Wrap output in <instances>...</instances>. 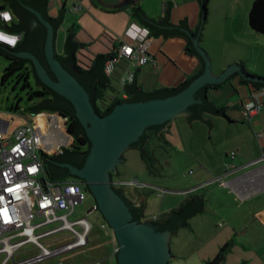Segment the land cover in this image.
Returning a JSON list of instances; mask_svg holds the SVG:
<instances>
[{
  "label": "water",
  "instance_id": "water-1",
  "mask_svg": "<svg viewBox=\"0 0 264 264\" xmlns=\"http://www.w3.org/2000/svg\"><path fill=\"white\" fill-rule=\"evenodd\" d=\"M201 1V19L197 34L191 32L186 21L180 26L169 23L170 5L163 22H155L139 11L137 14L152 32L167 36H183L203 62V72L182 84L178 90H164L156 94H142L134 87L126 88L132 99L115 105L106 115L98 114L94 108V82L107 83L103 72L104 63L111 58L97 62L92 72L79 71L75 67L74 49L70 42L65 44L66 54H56V26L62 21V12L51 18L46 12V0H6L20 26L4 28L8 31L23 30L25 41L15 50L0 46V52L9 58L18 60L12 70L29 62L34 70L36 82L43 84L51 92L53 101H43L28 109L58 110L75 117L76 129L71 132L76 139L83 136L88 143L86 153L76 154L63 150L60 156L50 158L42 151L44 163L51 173V182L68 177L82 179L96 201L99 210L112 228L119 245L117 264H170L174 258L170 247V237L177 227L185 226L184 221L200 211L202 199H193L182 212H175L166 222L151 225L139 220L141 201L131 205L123 196L122 190L114 188L112 174L126 149L137 145L143 147L147 141L146 133L153 131L157 135L166 128V124L178 116H184L190 122H207L202 113L223 116L230 119L224 110H218L203 96V87L226 81L233 74L256 84H264V76L250 74L240 63L228 65L219 75L212 70V60L208 52L200 46V34L204 28V0ZM137 0H125L116 8L136 5ZM4 8L0 5V9ZM250 26L264 34V1L255 0L249 13ZM211 126L208 123V131ZM144 153V152H143ZM93 207L89 209L91 211ZM219 255L215 263L222 261Z\"/></svg>",
  "mask_w": 264,
  "mask_h": 264
},
{
  "label": "crops",
  "instance_id": "crops-1",
  "mask_svg": "<svg viewBox=\"0 0 264 264\" xmlns=\"http://www.w3.org/2000/svg\"><path fill=\"white\" fill-rule=\"evenodd\" d=\"M122 2L123 0H50L49 6L52 15L56 16L58 10L60 11L63 7L66 8L64 20L56 35L57 37L60 32H63L62 44H59L56 38L55 45L57 51H62L66 29L72 24H77L79 25L77 39L84 43V46L78 52L81 64L84 66L90 65L95 56L100 53L115 52L120 46V37L128 25L134 21L131 17L130 10V7L133 5L122 8L115 7V5ZM139 2L140 0H137V4ZM169 2L173 4L171 21L177 24L181 20L186 19L190 28V13L197 14L199 10L197 1L170 0ZM78 3L83 4L82 10L68 11L67 7L70 8L72 5ZM143 7L152 17L159 18L164 14V7L151 11L148 7ZM68 12L70 15H67ZM243 28V31L237 35V47L240 46L239 48H241L245 46L253 50L257 49L258 51L256 52L259 54V48L260 50L264 48V34L248 25ZM241 33L245 34L240 36ZM232 36L234 37L235 34H232ZM151 52L154 55L155 63L139 67L136 70L134 82L139 88L145 91L177 86L197 74L200 69L199 58L186 50V39L183 37L175 36L166 39L162 36L153 37ZM251 60L252 55L248 56L247 54L240 53L239 58L235 57L233 60H230L227 66L238 62L243 65L248 73L264 76V67L257 66L252 68L248 64ZM261 60L259 59V62ZM211 66L215 75H219L225 69L224 66H221L217 61L213 60ZM131 67L130 62L125 59L117 63L111 75V87L107 89L106 93V96L110 100L121 95L119 77ZM259 89L251 82L245 83L242 81L238 74L230 76L226 81L220 83L218 87L210 88L208 95L218 105L227 106L229 108L227 114L235 122L228 123L223 116L211 119L205 115L204 119L206 121L210 120L211 122H208L211 126L209 131L207 122L193 121L190 122L189 126L186 119L182 125H179V128L183 129L185 133L182 132V148L179 145L176 147L178 149H184L190 156L195 155V153L202 154L204 151H208L211 159H213L212 164H208L204 160L201 161L198 156L195 157V161L192 164L197 167V174L194 177L188 178V188L183 190H193L191 193L186 196L173 195V193L179 192L176 186L169 183L165 185V182L163 183L159 179L150 177V175L142 176L139 173L134 178L139 182L136 185L146 187L147 183H152L148 185L157 189L159 193H161L162 189L158 188L157 185L170 187L165 188L166 191L160 194L163 197L162 201L165 206L164 213L178 207L192 194L204 196L206 204L209 191L219 195L223 199L221 202H224L221 204L227 206L225 218L228 222V228L226 229L227 236L216 246L217 251L223 244L227 245L225 257L221 264H228L230 262L233 256V248L231 247L235 244L242 250L239 255L244 257L243 259L236 260V264L264 263V161L258 164H250L252 160L259 158L264 153V105L251 117H247L244 110V105L253 99L254 94ZM172 125L173 121H170L166 124V128L159 132L163 134L169 132ZM215 127L216 129H214ZM198 131L202 132L204 136L201 137ZM190 136L193 138L200 136V139H202L201 145L197 147V145L190 142ZM165 140L170 144L168 138ZM160 141L163 142L164 140ZM212 145L219 152V155L213 151ZM54 147L55 145L52 148ZM233 152H235V155H233ZM213 155L219 157L218 163L224 166L223 172H221L222 170L219 167H216ZM152 174V176H161V173ZM226 176L228 177L226 178ZM218 178L220 180H217ZM224 179L226 182L234 181V183L232 186L224 185L221 181ZM139 180H142L144 183ZM145 182L147 183L145 184ZM201 185L205 186L204 189L206 192L200 194L195 191V188ZM122 189L129 200L135 205L141 201L144 214L146 215L145 209L148 206V199L142 196L138 200H135L126 193L125 188L122 187ZM167 191L169 193H166ZM169 202H173V204H169ZM213 211L218 212L217 209H213ZM204 212H207L206 205ZM164 213L155 212L154 214L146 215L144 220L158 218ZM196 216L191 218L190 224L191 228L198 234L202 229L197 224L198 220L194 221ZM97 225L101 229V232H103L106 241L104 245H101V250L98 252L99 258L95 257L96 259H94L96 264H103L104 262L117 264V254H113L115 237L103 230L99 224ZM92 231L90 233V241L83 249H86L93 242L91 239ZM239 236H247V238L242 240ZM229 241L233 242V246ZM99 245L96 246L98 247ZM252 249H256L259 256L257 258H249L247 256L246 258L245 252H250Z\"/></svg>",
  "mask_w": 264,
  "mask_h": 264
},
{
  "label": "built area",
  "instance_id": "built-area-1",
  "mask_svg": "<svg viewBox=\"0 0 264 264\" xmlns=\"http://www.w3.org/2000/svg\"><path fill=\"white\" fill-rule=\"evenodd\" d=\"M170 0H165L163 7ZM83 4H74L69 11L82 10ZM0 13L10 14L8 19L0 15V44L15 47L23 37L22 33L4 28L17 18L12 9L4 6ZM152 36L150 29L132 21L120 37L117 54L109 59L105 66L107 75H111L123 59L128 60L131 68L119 77L123 96L127 85L135 82V70L155 63L151 52ZM14 43H10L13 41ZM264 105V87L256 92L251 101L244 106L245 115L251 117ZM26 121L17 126L10 135V121L0 118V264H37L46 259L60 256L86 247L94 224L89 214L97 210V205L89 211L83 210L86 189L82 181L63 180L51 182L46 170L42 153L53 155L74 143V137L68 130L67 118L55 112L27 113ZM39 116L45 117L44 127L37 122ZM69 140V142L67 141ZM55 145L54 148H52ZM233 155L235 153L233 152ZM264 161V153L250 162L251 165ZM217 180H220L218 178ZM224 185L234 181L221 180ZM129 183L139 184L137 179ZM127 182H114L113 186L122 187ZM166 190L162 189L163 194ZM193 190L185 191L186 194ZM108 234L115 237L106 220L98 223ZM63 233L68 240L61 245H49L51 240L44 239ZM61 238V236H59ZM31 244L30 250H21ZM119 251L114 240L113 254ZM34 252V253H33ZM23 254H31L22 258Z\"/></svg>",
  "mask_w": 264,
  "mask_h": 264
},
{
  "label": "rangeland",
  "instance_id": "rangeland-1",
  "mask_svg": "<svg viewBox=\"0 0 264 264\" xmlns=\"http://www.w3.org/2000/svg\"><path fill=\"white\" fill-rule=\"evenodd\" d=\"M124 1L125 0H123V2ZM164 1L165 0H140L139 4L143 9V6H145L151 11L158 8L161 9ZM194 1H197L199 10L197 14L190 13V28L192 30L198 28V24L201 19L200 0ZM254 1L255 0L208 1L207 20L204 24L203 30L201 31L202 36L200 46L208 52L211 60L217 61L221 66H224V68L227 67L230 60H233L235 57L239 58L240 53L247 54L248 56L252 55V60L248 63L252 68L257 66L264 67V48H261L262 50L259 48L258 54L256 52L258 51L257 49L253 50L245 46L241 48H239L240 46L237 47V35L243 31V27L246 25L251 27L249 24V13L252 9ZM67 9L69 11V7H67ZM67 15H70L69 12ZM232 34H235V36L233 37ZM244 34L245 33H241L240 36H243ZM56 38L58 43L62 44L63 32H60ZM259 59L262 60L259 62ZM7 65L8 59L4 55H0V118L10 121L9 133L11 135L17 126L26 121L27 118L23 115L27 114V110L25 108L28 106L29 100L27 99L26 92L21 90L20 86L14 88L11 82L6 83V85L1 84L3 71ZM17 102L19 103V109H14L15 111H12L11 106L15 105ZM206 117L215 119L219 116L206 114ZM185 120L186 118L184 116H178L172 120V127H170L169 132H166L163 136L164 139L168 138V140H170V144H168L166 140L161 142L160 140L152 139L146 148L149 155L148 159L150 158V163L153 164L154 171H160L161 176H152L153 174L149 171L146 164L148 162L143 159L140 149L135 147L124 151L123 158L117 165V172L114 173L115 181L129 183L136 178V174L141 173L142 176L150 175V177L159 179L163 183L165 182V185L169 183L176 186L179 192L173 193V195L178 194L186 196L187 194L183 190L188 188V178L194 177L197 174V167L192 164L195 161V157L198 156L201 161L204 160L208 164H212L213 159H211L208 151H204L202 154L195 153V155L190 156L186 153V151H184V149H178V147H176L177 145L180 147L183 145L182 132H184V130L180 129L179 125H182ZM37 122L40 123L38 118ZM214 129H216V127ZM198 134L201 137L204 136V134L200 131H198ZM200 136L196 138L190 136V142L197 145V147L200 146L202 140L200 139ZM212 147L213 151L219 155V152H217L215 147L213 145ZM213 158L216 163V167H219L222 170L221 172H223L224 166L218 163L219 157L217 155H213ZM227 177L228 176H226V178ZM139 181L143 182L142 180ZM146 183L147 182H145V184ZM148 184L152 183H147L146 187L138 186L134 183L125 184L122 187L125 188L126 193L129 196H132L135 200H138L139 197L142 196L148 199V206L145 209L146 215H151L155 212L164 213L165 206L162 201L163 197L160 195L161 193ZM157 186L160 189L170 188L163 185ZM204 187L205 186L201 185L200 187L195 188V191L200 194L205 193L206 190ZM166 193L169 192L167 191ZM85 196V202L82 205L83 210H87L92 205L96 204V201L90 191L86 190ZM221 201H223V199L219 197V195L209 191V194H207V204L205 202L207 212L197 214L194 219V221L198 220L197 224L200 226V229H202L200 233L197 234L190 226V228L184 227L185 229H179L171 235L170 247L174 257L170 261L171 264H206L216 256V253H218L217 251H220L222 247H225L226 244H223L220 249L216 251V246L226 238V229L228 228V222L225 218L227 206L222 205L221 203L224 202ZM169 204H173V202H169ZM213 209H217L218 212H214ZM89 218L94 224V229L91 234L93 242L90 246L86 249L82 248L46 259L45 261L37 264H96L94 259L99 258L98 252L101 250V245H104L106 241L103 232H101V229L97 225L98 223L104 221V218L99 210L92 211L89 214ZM59 236H61V238H59ZM239 238L245 240L247 236H239ZM68 239L69 238L66 234L59 233L44 239L43 242L51 240L49 245H61ZM229 242H231V245L233 246V242ZM96 245L99 246L97 247ZM231 248H233V256L228 264H236V260L244 258L239 255L242 250L237 244ZM21 250H30V252H32L34 249H32L31 244H27L21 247ZM30 255L31 254H23L22 258ZM245 256L246 258L247 256L249 258H257L259 253L256 249H252L250 252H245ZM2 257H4V255L0 256V258ZM203 261L204 263H202ZM103 264L108 263L104 262Z\"/></svg>",
  "mask_w": 264,
  "mask_h": 264
},
{
  "label": "trees",
  "instance_id": "trees-1",
  "mask_svg": "<svg viewBox=\"0 0 264 264\" xmlns=\"http://www.w3.org/2000/svg\"><path fill=\"white\" fill-rule=\"evenodd\" d=\"M208 1L209 0H204V12H205V18H206L205 19V22L207 20V14H208V8H207ZM0 5L6 6V7L12 9L10 7V5L6 2V0H0ZM49 5H50V0H46V12H47V15H49L51 18H57L58 17V14L56 16H54V15H52L50 13V6ZM169 5H170V11H171L170 12V16H169V23L172 24V25H175V26H180L181 21H184V20L186 21V19L181 20L177 24H175V23H173L171 21V14H172V9H173V4L170 3V2L169 3H166V6L164 8V14H163V16H161L159 18H155V17L150 16L139 4H136V5H133V6L130 7L131 17H132V19L134 21L138 22L139 24L148 27L140 19L139 15L137 14V11H139L145 17H147V18H149V19H151V20H153L155 22H163L165 20V18H166L167 11H168V6ZM60 11L62 12V21L56 26V29H55V34L56 35H57V32L60 29V27L62 25V22L64 20V14H65L66 8L63 7ZM205 22H204V24H205ZM186 24H187L188 29L191 32H193L194 34H197L198 28L196 30H191L189 28V26H188L187 21H186ZM13 25L20 26V22L18 21V19H16L15 21H13L11 24H8V25L6 24L5 27L11 28ZM78 29H79V25H77V24H72L68 29H66V36H65V39H64L62 51H57V49H56V54L58 56H64L67 53L66 52V46H65V44L67 42H70L73 46H78V47H76L74 49V60H75V67H76L77 70H79V71H86V72H92L93 69L95 68L97 62L99 60L104 59V58H109L110 56H112L111 58H113L117 54L116 51L115 52H108V53H100V54H98V55L95 56V58L93 59V61H92V63L90 65L84 66L83 64H81V62L79 60V57H78V52L84 46V43L80 42L77 39ZM13 32H19V33H22L23 34V37L20 40V42L18 43V45L23 44L24 41H25V33H24V31L23 30H14ZM150 32H151V36L152 37H160V36L164 37L162 34L155 35L152 32L151 29H150ZM201 36H202V32L200 34V40H201ZM169 37H175V36H167L166 38H169ZM179 37H183V36H179ZM184 39H186V38H184ZM55 44H56V41H55ZM18 45H16L15 47H12V46H8V45L0 44V46L5 47V48H7L9 50H15L18 47ZM186 50L187 51H190V52H193V48L191 47V45L189 44V42H188L187 39H186ZM191 54H193V53H191ZM0 55H4L8 59V65L5 67V69L3 71L1 84L2 85H6V83H10L11 82L14 88H16L17 86H20L21 87V90H23V91L26 92L27 99L29 100V104L25 108L27 110V113H40V112H44V111L45 112H55V113H59L62 116H64V117L67 118V124H68V130H69V132L71 133V132L75 131V129H76L75 117L72 114H66V113L60 112L58 110H53L52 111L50 109H41V110H33V111L31 109H28V107H32V106H35V105H39L43 101H53V96H52L51 92L43 84H38L36 82V76H35L33 67H32V65L29 62H23L22 64H20L16 68H14L12 70H9V69H11L12 67H14V66H16L18 64V60L11 59L7 55H5L4 53H1V52H0ZM194 55H196V54H194ZM196 56L200 60V69H199L198 73L195 74V75H193V76H191L188 80L180 83L179 85L172 86V87L157 88V89H154L152 91H145V90L139 88L136 83H133L131 85H127L125 87V89H124V91L127 93V97H124L123 96V92H122V89L120 87V89H121V91H120L121 95L118 96L117 98L113 99V100H110L106 96L107 89H109L111 87V75H112V74L111 75H107V73L105 71L106 63H107V61L109 59H111V58H109L104 63V65H103V72H104V75L106 77L107 83H104L102 81H95L94 82L93 102H94V108H95L96 112L98 114H101V115H106L112 108L115 107V105H117L119 103H122V102H126V101L131 100L132 99V95L127 92V90H126L127 87L129 89H131L132 87H134L135 90H139L142 94H156V93H159V92L164 91V90H178L181 87L182 84H187L191 79L199 76L203 72V62H202L201 58L198 55H196ZM136 70H135V73H136ZM235 75H237V74L235 73L232 76H235ZM242 81H244L245 83H250V81H246L244 79H242ZM253 84L257 88L264 87V84H256V83H253ZM119 86H120V84H119ZM218 86H219V84H214V85L207 84V85H205L203 87V96H204V98H205V100L207 102H209L211 104H214L215 107L218 110H224V113L228 116L227 110L229 108L227 106H220V105H218L208 95V90L210 88H214V87H218ZM11 109H12V111H15L14 109H16V110L19 109V103L17 102L15 105H12L11 106ZM206 114H211V113H204L203 112L202 113V116L205 118V115ZM38 120L40 121V123L44 127L45 117L44 116H39L38 117ZM208 122L211 123L210 120H208ZM149 134H151L150 131H148L146 133L147 138L149 137ZM155 134L156 133H154V135H152V136L155 137V138H157ZM163 136H164V134H162L160 136L161 137L160 140H165ZM73 137H74V143L70 147L63 148V150L69 151V152H73V153H76V154L86 153V151L89 149V147H88V143L84 139V137L83 136H79L77 139H76V137L74 135H73ZM67 141L69 142V140H67ZM136 147L140 149L143 159L148 162L146 164H147L149 170L152 173H155V174L160 173V171H157V172L154 171V166H153V164L150 163V158L148 159V156L149 155H148V152L146 150L147 147L144 145L143 150H142V146L141 145H137ZM63 150H61L57 154H53V155H47V154H45V155L48 156V157H50V158H55L57 156H60L63 153ZM44 165H45L46 170H47V172H48V174H49V176L51 178V173H50L49 168L47 167V164L44 163ZM63 180H77V181H82L83 182L82 179L77 178V177H68V178H65ZM63 180H57V181H63ZM112 182L113 183L115 182V180H114V174H112ZM84 187H85V189L87 191H89V189H88V187L86 185H84ZM114 188H116V187L114 186ZM117 188L120 189V190H122V192H123V189L121 187H117ZM123 196L125 197V199L131 205H135L133 202H131L129 200V198L127 197V195L124 192H123ZM193 199H202L203 200V204L201 206L200 211L196 212L191 217H189L188 219H186L184 221L185 226L177 227L173 231V233L177 232L179 229L184 228V227L190 228V226H191V224H190L191 218L194 217L195 215L199 214V213L204 212V210H205V198H204V196L199 195V194L189 195L178 207L171 209L169 212L162 214L158 218L157 217L156 218L154 217L155 219L152 218V219H149V220H144V218L146 217V215L144 214V210L141 207V215L139 216V220H140V222L141 221H147L151 225H159V224H162V223L166 222L168 219H170L174 215L175 212H182L183 209H184V207L186 205H188L189 202L191 200H193ZM226 250H227V245H225V247H222L220 249V251L217 253V255L212 260L208 261L206 264L215 263L218 260L220 254H223V256H222V261H223L224 260V257H225ZM116 260H117V258H116ZM221 262L219 264H221ZM244 264H246V263H244Z\"/></svg>",
  "mask_w": 264,
  "mask_h": 264
},
{
  "label": "flooded vegetation",
  "instance_id": "flooded-vegetation-1",
  "mask_svg": "<svg viewBox=\"0 0 264 264\" xmlns=\"http://www.w3.org/2000/svg\"><path fill=\"white\" fill-rule=\"evenodd\" d=\"M263 1H264V0H263ZM239 78H240V77H239ZM150 132H151V134H149V137L147 138V141H146V143H145V146H146V147L148 146V144L151 142L152 139H154V140H160V139H161L160 136L163 134L162 132H159L160 135L155 134L156 137H157V138H155V137L152 136V135H154L155 132H153V131H150ZM83 183H84V185H86L84 181H83Z\"/></svg>",
  "mask_w": 264,
  "mask_h": 264
},
{
  "label": "clouds",
  "instance_id": "clouds-1",
  "mask_svg": "<svg viewBox=\"0 0 264 264\" xmlns=\"http://www.w3.org/2000/svg\"><path fill=\"white\" fill-rule=\"evenodd\" d=\"M0 15H3L5 19H8L10 16V14H8V13H0ZM10 43H14V39H13V41H10Z\"/></svg>",
  "mask_w": 264,
  "mask_h": 264
},
{
  "label": "snow or ice",
  "instance_id": "snow-or-ice-1",
  "mask_svg": "<svg viewBox=\"0 0 264 264\" xmlns=\"http://www.w3.org/2000/svg\"><path fill=\"white\" fill-rule=\"evenodd\" d=\"M0 39H4V37L3 36H0Z\"/></svg>",
  "mask_w": 264,
  "mask_h": 264
}]
</instances>
